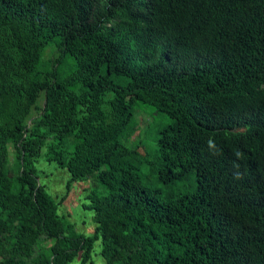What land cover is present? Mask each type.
<instances>
[{"label":"trees","instance_id":"obj_1","mask_svg":"<svg viewBox=\"0 0 264 264\" xmlns=\"http://www.w3.org/2000/svg\"><path fill=\"white\" fill-rule=\"evenodd\" d=\"M95 256L264 264V0H0V264Z\"/></svg>","mask_w":264,"mask_h":264},{"label":"rangeland","instance_id":"obj_2","mask_svg":"<svg viewBox=\"0 0 264 264\" xmlns=\"http://www.w3.org/2000/svg\"><path fill=\"white\" fill-rule=\"evenodd\" d=\"M141 109V108H140ZM139 113L136 112V116H138ZM169 123V118L165 116L158 117L156 114L154 117H151L149 114L143 117V133H142V141L145 145H150L152 142L155 141V135L156 133L166 126ZM52 170V168H50ZM59 175L61 173L63 176H56L55 175L52 178L45 179V183L49 182V185H51V191L53 195L62 194L65 192V183L68 178L66 175V172L63 170H59ZM57 174V172H56ZM87 185L89 182L86 183ZM85 184L78 183L74 184L72 186L71 193L69 195L68 200L61 206V212L67 217H65V223L71 222L74 224V230L77 232H90L91 229L87 227L83 222L86 224L92 222V212L86 211L81 207V204L87 195L86 192H83V189L85 188ZM71 221V222H70ZM97 257V258H95ZM95 260L98 259L100 262H97L96 264H105L104 261L100 256H95Z\"/></svg>","mask_w":264,"mask_h":264}]
</instances>
